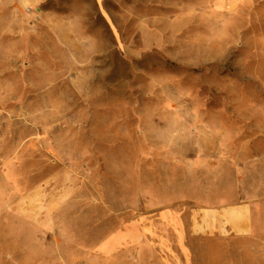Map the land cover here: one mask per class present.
<instances>
[{
    "label": "rangeland",
    "instance_id": "obj_1",
    "mask_svg": "<svg viewBox=\"0 0 264 264\" xmlns=\"http://www.w3.org/2000/svg\"><path fill=\"white\" fill-rule=\"evenodd\" d=\"M260 1L0 0V264H264Z\"/></svg>",
    "mask_w": 264,
    "mask_h": 264
},
{
    "label": "crops",
    "instance_id": "obj_2",
    "mask_svg": "<svg viewBox=\"0 0 264 264\" xmlns=\"http://www.w3.org/2000/svg\"><path fill=\"white\" fill-rule=\"evenodd\" d=\"M263 1L261 0L260 3ZM0 157L4 158L0 164V189L3 184V188L10 191L7 174L8 161L4 156ZM20 183V186L25 184L26 187L25 181L21 180ZM76 187L75 173L67 167L57 168L36 184L24 188L26 190L12 203L13 208L22 219L42 228L66 227L65 214L70 209L69 197L75 193ZM0 204H6V202L0 200Z\"/></svg>",
    "mask_w": 264,
    "mask_h": 264
}]
</instances>
